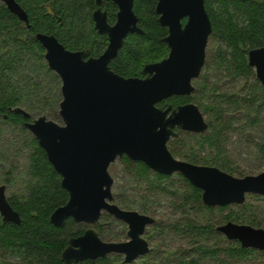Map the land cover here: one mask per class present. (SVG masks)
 I'll return each instance as SVG.
<instances>
[{
    "label": "water",
    "instance_id": "1",
    "mask_svg": "<svg viewBox=\"0 0 264 264\" xmlns=\"http://www.w3.org/2000/svg\"><path fill=\"white\" fill-rule=\"evenodd\" d=\"M0 1L31 27L28 13L17 0ZM113 1L119 6L114 25L100 8L93 14L95 29L109 37L108 47L98 57L91 56L90 49L66 48L54 34L36 33L49 68L61 80L58 112L62 122L45 114L25 121L69 194L68 201L51 213L50 221L57 227L64 226L69 218L95 225L106 212L128 226V239L124 241L104 240L94 227L71 237L61 253L67 263L110 254H120L125 263H130L149 252L148 242L142 236L155 219L122 208L114 201V179L109 167L118 157L142 162L159 174H180L200 190L205 206L239 205L248 194L264 196V169L256 175L237 177L217 166L177 158L168 148L169 140L178 136L179 131L203 133L208 129L203 113L194 103L175 108L156 105L168 96L189 94L193 90L191 79L198 76L204 64L205 47L212 32L204 0L157 1L158 21L168 29L164 41L169 52L162 60L144 65V78L125 77L109 66L127 35L142 32L134 14V0ZM185 17L187 20L182 25ZM247 63L264 88V46L249 49ZM9 110L27 119L31 117L21 106ZM0 215L4 222L22 221L8 201L5 184L0 185ZM216 229L243 248L264 250L262 227L228 220Z\"/></svg>",
    "mask_w": 264,
    "mask_h": 264
},
{
    "label": "trees",
    "instance_id": "2",
    "mask_svg": "<svg viewBox=\"0 0 264 264\" xmlns=\"http://www.w3.org/2000/svg\"><path fill=\"white\" fill-rule=\"evenodd\" d=\"M17 1L28 13L31 27L28 28L25 22L0 1V122L10 123L18 128L25 137L24 145L29 146L30 151L25 187L21 193H13L8 197L22 221L20 224L4 222L0 216V264H10L5 259L10 257L16 258L14 264H126L120 254L72 263L62 260L61 253L68 245L69 239L81 234L84 229L72 218L62 227L51 223V213L68 201L69 194L62 187L61 176L49 162L44 149L27 131L25 121L33 119L31 112L29 111L31 117L27 119L9 110L10 107L16 106L33 110L38 108L35 102H41L40 108L50 107L57 112V105L62 99L61 80L57 73L49 68L44 57L45 49L36 39V33L54 34L71 50L92 47L95 55L101 54L107 45V37L98 34L94 28L92 11L95 0ZM204 2L212 25L210 37L220 43L212 56L215 64L226 68L232 75H245L251 80L242 85L243 89L240 88L243 90L241 92H244L241 99H232L226 93L216 95L214 87L211 88L209 96L207 80L199 83L201 93L198 99L195 98L207 115L208 129L203 133L190 135L196 140L198 149L205 146L213 148L216 150V156H199L190 149L182 158L195 164L217 166L231 174L234 171L233 162L229 161L227 156L219 158L224 153L222 145L225 133L230 128V120L225 116L227 108L238 105L240 100L248 107L258 103V106L264 108V88L247 63L248 50L264 46V0ZM155 4L156 0H134V10L140 15L141 26L145 32L127 38L111 63L114 71L124 76H135L139 74L143 63L156 61L166 54V46L160 41L166 29L156 20ZM206 95L209 98L208 104H205L204 100ZM184 99L189 98L177 101ZM255 111L257 116L251 118V124L256 123L258 119L260 110ZM1 132L0 125V134ZM180 141L182 142L181 137L168 142V148L175 157L181 153L179 149L169 145L174 144L176 147L177 144H182ZM258 149L264 155V144L260 143ZM122 161L134 176L149 181V193L166 190L160 182L171 175L156 173L142 162L133 161L127 156L122 157ZM176 175L183 181L182 187L173 192L179 201L176 206L210 214V218L203 219V223L189 220L183 225L173 226L191 245L189 251H176V263L264 264V250L243 248L236 240H226L216 229L222 221L228 220L259 227L258 221L251 215L252 206L247 200L239 205L205 206L201 201L200 190L180 174ZM10 181L8 176L4 179L5 183ZM119 201L122 205L126 203L122 197ZM225 209H228V212L221 213ZM215 212L220 215L215 216ZM153 226L156 227V223ZM192 251H195V256L190 255L189 252ZM151 254L152 252H148L144 257Z\"/></svg>",
    "mask_w": 264,
    "mask_h": 264
},
{
    "label": "rangeland",
    "instance_id": "3",
    "mask_svg": "<svg viewBox=\"0 0 264 264\" xmlns=\"http://www.w3.org/2000/svg\"><path fill=\"white\" fill-rule=\"evenodd\" d=\"M217 46H220V43L215 41L213 37H209L203 72L207 80V89L210 90L208 95H211V88L214 87L216 90L214 89L213 91L216 95L226 93L232 99L238 97L241 99L244 92L242 93L241 91L243 90H240V88L251 79L245 75H232L226 68L218 67L212 59ZM201 79L198 83L202 82ZM58 88L60 90V85H58ZM60 99L61 97H59ZM208 99L206 95L204 100L207 103L205 102V104H208ZM242 101H238V105H232L227 108L228 111L225 116L230 120V128L225 133V140L222 145L224 153L219 156L220 159H223V156H227V159L233 162L234 171L231 174L237 177L256 175L264 169V155L258 149L260 143L264 144V108L258 106V103L248 107ZM35 103L38 108L33 110L25 108L31 112L33 118L45 114L50 119L62 122L58 112L59 103L57 112L50 107L40 108L41 102ZM258 109L260 111L257 122L251 124L250 120L257 116L255 110ZM203 114L205 119H207L206 113L203 112ZM0 125L2 126L0 134V185H6V195L9 197L13 193H21L25 187L30 147L24 145L25 137L18 128L10 123L0 122ZM27 131L31 134L28 129ZM190 134L192 133L184 132L181 135L182 142H180L182 144H177L178 146L176 147L174 144L173 146L172 144L169 145L172 148L179 149L181 154L177 155V158L183 159V155L189 152L190 149L199 156H216V150L213 148L205 146L202 149H198L196 140L192 139ZM109 172L114 179L112 186L114 201L125 209L137 210L156 219V227L149 225L144 234L150 249L149 252H152V254L147 257H144V255L140 256L133 262L126 264H177L176 251L179 249L189 251L191 245L173 226L183 225L185 221L189 220L203 223V219H209L210 214L176 206L179 201L173 195V192L183 185V181L176 173L160 182L166 190L149 193L147 191L149 181L130 173L126 169L122 157H118L110 165ZM7 176L11 180L9 183L4 182ZM145 196H148L146 197L148 199ZM121 197L126 201L124 205L120 204L119 200ZM246 200L252 206L251 215L258 221L259 227L264 228V196L248 194L246 195ZM227 212L228 209H225L221 213L226 214ZM218 215L220 213L215 212V216ZM224 222L222 221L220 224ZM98 228L96 229L104 240L124 241L128 239L127 224L111 215H105L101 218ZM189 253L191 256L196 255L195 251ZM5 259L10 264H14L17 261L14 257Z\"/></svg>",
    "mask_w": 264,
    "mask_h": 264
},
{
    "label": "flooded vegetation",
    "instance_id": "4",
    "mask_svg": "<svg viewBox=\"0 0 264 264\" xmlns=\"http://www.w3.org/2000/svg\"><path fill=\"white\" fill-rule=\"evenodd\" d=\"M157 1L158 0H156V4H157ZM134 2V1H133ZM156 4H155V7H154V12H155V16H156V20H157V22H158V24L161 26V27H164L165 29H166V33H165V35L164 36H162L161 38H160V41L162 42V43H164L165 44V46H166V54L164 55V56H162L160 59H158V60H156V61H150V62H145V63H143L142 65H141V68H140V71H139V74L138 75H135V76H133V77H145L146 76V74H143L142 73V69H143V67H144V65H146V64H148V63H154V62H158V61H160V60H162L163 58H165L167 55H168V52H169V47H168V45H167V43L164 41V38L167 36V34H168V29H167V26H163V25H161L160 23H159V21H158V14L156 13V10H155V8H156ZM204 6H205V2H204ZM98 8H100L103 12H106V14H107V20H108V22L111 24V25H114L116 22H117V19H118V12H119V6H118V4L117 3H115L113 0H100V2L99 3H97V0H95V7H94V9H93V11H92V18H93V14H94V12L98 9ZM133 9H134V6H133ZM206 10V9H205ZM207 12V11H206ZM134 14L136 15V17H137V25L142 29V32L141 33H129L128 35H127V37L125 38V42H126V40H127V38L130 36V35H133V34H138V35H141V34H143L145 31H144V29H143V27L141 26V20H140V15L139 14H137L136 13V11L134 10ZM208 14V13H207ZM209 16V15H208ZM110 19V20H109ZM210 19V18H209ZM186 20H187V18L185 17V18H183L182 20H181V22H182V25H184V23L186 22ZM93 21H94V18H93ZM211 21V20H210ZM94 28H95V21H94ZM96 30V29H95ZM97 31V30H96ZM97 33L98 34H100L98 31H97ZM100 35H104V36H106L107 37V45H106V47H105V49H104V51L106 50V48L108 47V44H109V37H108V35L107 34H100ZM211 35V34H210ZM210 37V36H209ZM209 37H208V41H209ZM208 41H207V44H206V47H205V59H206V49H207V45H208ZM125 42H124V44H125ZM124 46V45H123ZM123 48V47H122ZM121 48V49H122ZM84 49H90L91 50V56H94V57H98V56H100L101 54H103L104 53V51L101 53V54H98V55H95L94 53H93V49H92V47H86V48H84ZM84 49H80V50H84ZM120 49V50H121ZM71 50V49H70ZM117 57V56H116ZM115 57V58H116ZM114 58V59H115ZM114 59H112V61L114 60ZM112 61L109 63V66H110V68H111V63H112ZM205 62H206V60H204V64H203V66L201 67V70H200V72H199V74H198V76L197 77H194V78H192L191 79V84H192V86H193V90L189 93V94H179V95H176V94H174V95H171V96H168V97H166V98H164V99H162L161 101H159L156 105L158 106V107H161V108H166L168 105H171L172 106V108H175L176 106H178V105H181V104H184V103H188V102H190V103H194V104H196L198 107H199V109H200V103L196 100V98L195 97H197V99L199 98V96H200V93H201V87H200V84L198 83V81L201 79L203 82H204V80L206 79L205 77H204V68H205ZM250 67V66H249ZM251 68V67H250ZM112 69V68H111ZM253 69V68H252ZM113 70V69H112ZM114 71V70H113ZM116 72V71H115ZM116 73H118V72H116ZM120 74V73H119ZM122 75V74H121ZM124 76V75H123ZM125 77H132V76H125ZM256 77V76H255ZM204 87V86H203ZM185 97H188L189 99L188 100H181V101H177V100H179V99H181V98H185ZM174 130H176V128L174 129ZM184 132H186V133H193V132H189V131H179L178 132V136H176V137H172L171 139H177V138H179V137H181V135L184 133ZM195 134H199V133H195ZM170 139V140H171ZM8 198V197H7ZM105 215H109L108 213H106V212H104L103 213V215H102V217L101 218H103ZM1 216V215H0ZM151 216V215H150ZM2 217V216H1ZM154 218V217H153ZM155 219V218H154ZM101 220V219H100ZM76 223H78V224H81L82 225V228L84 229V231L81 233V234H83L84 232H85V230L86 229H88L89 227H94L95 229L96 228H98V226H99V223H100V221L97 223V224H95V225H90V224H87V223H85V222H76ZM155 223H156V219H155ZM155 223H153L152 225H154ZM151 225V226H152ZM148 227V226H147ZM146 227V228H147ZM146 228H145V230H144V234H145V232H146ZM97 230V229H96ZM98 232V231H97ZM99 233V232H98ZM81 234H79V235H81ZM143 234V238H145V235ZM100 235V234H99ZM78 236V235H77ZM146 239V238H145ZM147 240V239H146ZM149 251H150V249H149ZM146 255V254H145Z\"/></svg>",
    "mask_w": 264,
    "mask_h": 264
}]
</instances>
